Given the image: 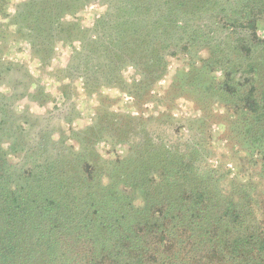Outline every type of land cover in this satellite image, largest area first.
Segmentation results:
<instances>
[{"label": "trees", "instance_id": "obj_1", "mask_svg": "<svg viewBox=\"0 0 264 264\" xmlns=\"http://www.w3.org/2000/svg\"><path fill=\"white\" fill-rule=\"evenodd\" d=\"M88 1L31 0L19 15L52 39L57 19ZM102 1V34L76 55L87 87L119 85L129 65L144 89L170 55L207 49L172 88L200 106L199 128L173 141L124 116L114 136L130 149L106 183L75 151L43 158L47 144L29 143V166L16 169L0 143V264H264V0ZM216 102L232 112L231 139L259 165V182L227 189V172L211 164L204 133Z\"/></svg>", "mask_w": 264, "mask_h": 264}, {"label": "rangeland", "instance_id": "obj_2", "mask_svg": "<svg viewBox=\"0 0 264 264\" xmlns=\"http://www.w3.org/2000/svg\"><path fill=\"white\" fill-rule=\"evenodd\" d=\"M29 1L0 0V132L6 135L0 143L16 169L28 167L32 157L22 147L43 143L47 144L40 152L43 158L59 155L61 150L66 155L75 151L82 156L80 163L94 161L106 183L104 173L130 149L127 141L114 136L124 116H130L133 124L144 122L146 129L160 131L173 141L199 128L194 120L204 115L200 106L188 96L175 95L172 88L182 72L201 65L199 59L208 56L207 49L194 58L181 51L170 55L164 75L144 89L137 85L138 71L129 65L123 68L119 85L88 88L76 55L83 44L102 34L98 21L104 18L107 4L90 0L62 14L54 25L56 37L49 39L29 30L26 25L32 17L19 15ZM57 23L61 24L58 29ZM70 26L76 28L72 37ZM259 34L264 37V28ZM215 75L222 77L220 71ZM214 113L204 134L211 164L227 172L224 185L229 189V181L235 179L259 182V165L252 166L231 139L225 117L232 112L216 102ZM78 134L87 140L81 144ZM14 140L21 143L16 144L18 152L11 143Z\"/></svg>", "mask_w": 264, "mask_h": 264}]
</instances>
